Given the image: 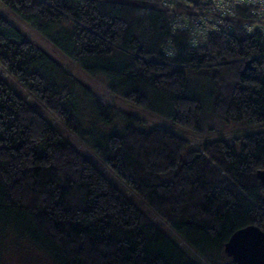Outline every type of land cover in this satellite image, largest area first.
<instances>
[{
	"label": "trees",
	"instance_id": "1",
	"mask_svg": "<svg viewBox=\"0 0 264 264\" xmlns=\"http://www.w3.org/2000/svg\"><path fill=\"white\" fill-rule=\"evenodd\" d=\"M200 4L0 0V228L55 264H201L179 240L237 264L214 252L264 229V129L228 126L264 123V10L238 5L193 38L175 21ZM98 74L112 97L81 87L95 127L77 90ZM224 129L196 145L188 134Z\"/></svg>",
	"mask_w": 264,
	"mask_h": 264
},
{
	"label": "rangeland",
	"instance_id": "2",
	"mask_svg": "<svg viewBox=\"0 0 264 264\" xmlns=\"http://www.w3.org/2000/svg\"><path fill=\"white\" fill-rule=\"evenodd\" d=\"M255 1L258 4H263V0H252ZM206 32H202L200 30V35H205ZM69 68V67H68ZM4 75H6V73H3ZM192 75V74H191ZM191 78H194V75L191 76ZM196 80L198 79L197 76H195ZM84 80H82L81 82V86L78 87L77 93H78V99H79V107H80V112L79 114L82 117V120L85 124H92L95 127H98V121L97 122H93L94 121V112L93 109L91 108V99L88 97H85L83 91H82V86H86L87 88H91L94 90H97V92L99 91V96L104 99V101H106V97L110 96L112 97V95H110L109 91L107 90V86H108V79L102 75V74H98L96 76H85L83 78ZM96 88V89H95ZM203 87L200 85L197 89H202ZM196 89V87H195ZM94 94L96 95V93L94 92ZM103 95H106V97H104ZM30 98V96H28ZM136 111H139V109H135ZM126 113V112H123ZM49 114V113H48ZM50 115V119L53 120L54 123H59L58 118H56L53 114H49ZM159 117V116H158ZM165 116L158 118L157 122L161 125V126H167L169 129L173 130V131H179L180 133L184 134L185 130L182 127H179L175 124H173L172 122H168L164 120ZM122 120L121 116H117L115 123H117L118 125H120V122ZM204 126L209 127V126H219V123L216 121H211L208 118H206V120L203 122ZM229 128H234L233 130V134L238 136L240 134H242L245 131H254L257 129H264V123H258L256 125H254L253 127L250 126H246L243 128H239L236 127L238 126V124L236 123H229L228 124ZM224 128L226 126H223ZM109 129L108 125L103 124L101 126V130H107ZM223 130V129H222ZM220 130L219 132H210V133H195V134H190L188 133L192 140L194 145H196V142H198L199 140L203 141V140H211L214 139L215 137H218L219 135L221 136H226V132L225 129L224 131ZM67 137H72V136H67ZM82 146V145H81ZM88 158L97 166L101 169V165L98 161V159L93 155V154H89L88 153ZM131 193V189L129 188L128 190ZM132 197H135L134 194H131ZM134 195V196H133ZM140 207H142L141 204H139ZM173 237L175 240H179L178 236L175 233H172ZM184 247H187L186 249H188L187 251L190 252L191 255H193V257L196 259V261H198L201 264H210L209 262L205 261L203 259V257L196 251L194 250L188 243H186L183 240H179ZM215 254H217V256H219L220 259H226L228 258L227 254H225V252L223 250H216V252H214ZM0 264H55L54 260L52 259V257L49 255V252H47L46 249H44L42 246H40L39 244H35L30 238H26L23 239V241H21V239L18 237V232L16 233L12 227L9 228H0Z\"/></svg>",
	"mask_w": 264,
	"mask_h": 264
},
{
	"label": "built area",
	"instance_id": "3",
	"mask_svg": "<svg viewBox=\"0 0 264 264\" xmlns=\"http://www.w3.org/2000/svg\"><path fill=\"white\" fill-rule=\"evenodd\" d=\"M187 7H193L195 0H179ZM201 4L198 7L199 13L203 15H185V13H178L175 21V26L179 29H188L192 37L200 35L202 32L208 33L220 19H223L227 14L231 13L234 7L238 5H250L255 8L256 13H261L264 10V3L258 4L252 0H198ZM264 2V0H263ZM182 12V11H180ZM219 25V24H218ZM205 33V34H206Z\"/></svg>",
	"mask_w": 264,
	"mask_h": 264
},
{
	"label": "water",
	"instance_id": "4",
	"mask_svg": "<svg viewBox=\"0 0 264 264\" xmlns=\"http://www.w3.org/2000/svg\"><path fill=\"white\" fill-rule=\"evenodd\" d=\"M257 177L264 183V169L258 170ZM224 250L237 264H264V229L253 226L235 230L224 243Z\"/></svg>",
	"mask_w": 264,
	"mask_h": 264
}]
</instances>
